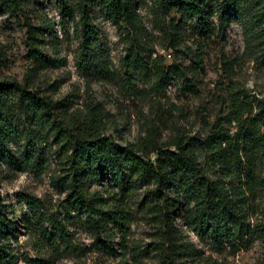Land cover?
<instances>
[{"label": "rangeland", "instance_id": "rangeland-1", "mask_svg": "<svg viewBox=\"0 0 264 264\" xmlns=\"http://www.w3.org/2000/svg\"><path fill=\"white\" fill-rule=\"evenodd\" d=\"M13 1L20 6L17 13L10 9V0H0V84L28 82L30 90L40 96L67 103L70 113L85 111L89 104H101L110 114L105 135L123 149L143 142L153 130L159 144L170 143L178 135H206L218 124L234 131L227 117L232 108L231 94L241 93L250 100L264 98V24L259 33L248 18L233 20L221 34L218 0L207 3L206 28L197 29L196 20L183 28L178 54L167 49L168 39L159 30L153 2H138L137 12L145 32L139 38L144 56L150 58V70L129 63L135 50L134 32L108 12L104 1L89 6L96 28L90 41L89 67L81 65L83 35L77 10L81 0H70L74 18L65 19L56 0ZM35 50L41 55L40 61L35 60ZM197 54L202 56V69L196 64ZM174 63L178 73L165 86L158 81V69ZM41 133L35 155L44 159L42 172L34 163L16 169L6 158L0 160V202L9 219V233L3 240L18 258L17 264H159L157 253L151 250L158 240V228L152 215L141 208L145 187H139L125 201L132 212L125 247L117 256L108 255L85 214L69 199L67 151L48 129ZM27 142L23 136L20 142L10 145L17 158L23 157ZM258 169L264 178V157ZM105 184H94L92 190L104 197L113 196L112 185L109 181ZM23 196L39 204L36 212ZM175 214V223L186 240L217 264H264V189L249 212L257 231L238 244L235 253L228 248L215 252L211 237L201 241ZM43 231L53 235L52 242ZM115 243L119 248V236Z\"/></svg>", "mask_w": 264, "mask_h": 264}, {"label": "trees", "instance_id": "trees-1", "mask_svg": "<svg viewBox=\"0 0 264 264\" xmlns=\"http://www.w3.org/2000/svg\"><path fill=\"white\" fill-rule=\"evenodd\" d=\"M56 1L63 19L74 18L70 0ZM99 1H104L108 12L134 32L135 50L129 63L138 69H152L139 38L145 33L142 17L137 12L140 0H81L78 3L83 35L81 65H90V41L96 35V28L89 6ZM151 1L159 30L167 36V49L175 54L179 53L184 38L182 30L188 22L196 20L199 30L208 26L209 0ZM9 7L15 13L20 10L13 0ZM216 13L221 34L226 33L233 20L247 18L253 29L263 32L264 0H218ZM34 57L41 60L38 50ZM196 64L203 68L200 54ZM176 73V63L164 66L158 69V81L169 85ZM231 95L232 108L227 117L234 131L218 124L206 135L193 138L178 135L170 143L159 144L154 140L156 130H153L143 142L123 149L105 135L110 114L101 104H89L85 111L70 113L67 103L40 96L30 90L28 82H4L0 84V160L6 158L16 169L34 163L36 170L42 172L45 162L40 155H35V148L42 138L41 131L48 129L68 154L69 199L75 209L85 214L108 255L117 256L125 247L132 219L125 201L144 186L141 208L152 215L158 228V240L151 250L157 253L159 264L188 261L217 264L186 240L175 223V212L201 241L211 237V247L217 253L227 248L235 253L238 244L252 238L257 231L250 222L249 212L264 189V178L258 169L264 157V98L250 100L241 93ZM23 136L27 138V146L23 157L17 158L10 145L20 142ZM105 181L112 185L113 196L104 197L92 190L94 184L106 187ZM23 201L34 212L38 210L39 204L33 198L23 196ZM8 233L9 219L0 202V264H17L18 258L3 240ZM43 235L53 241L48 231H43ZM117 236L121 239L119 248L115 243ZM61 238L66 242L63 233Z\"/></svg>", "mask_w": 264, "mask_h": 264}]
</instances>
